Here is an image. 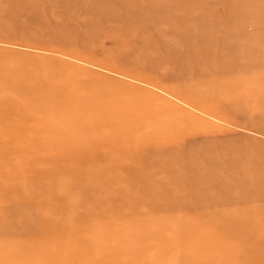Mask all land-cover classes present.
Returning a JSON list of instances; mask_svg holds the SVG:
<instances>
[{
	"label": "rangeland",
	"instance_id": "1",
	"mask_svg": "<svg viewBox=\"0 0 264 264\" xmlns=\"http://www.w3.org/2000/svg\"><path fill=\"white\" fill-rule=\"evenodd\" d=\"M30 182L0 264H264V0H0V185Z\"/></svg>",
	"mask_w": 264,
	"mask_h": 264
},
{
	"label": "bare ground",
	"instance_id": "2",
	"mask_svg": "<svg viewBox=\"0 0 264 264\" xmlns=\"http://www.w3.org/2000/svg\"><path fill=\"white\" fill-rule=\"evenodd\" d=\"M14 154H15V152H14ZM17 163V162H16ZM83 163L84 162H81V163H78L77 165H82V169L81 170H84L85 169V166L83 165ZM63 174H65V175H68L69 177L70 176H72V178H73V180L77 183V181L75 180V178H76V176L75 175H73V174H66V172H61V173H59V175H63ZM38 176H40L41 178H47V179H50L53 175H47V174H45V173H38ZM27 177H29V176H26V177H15L16 178V180L15 181H17V182H19L20 183V185L21 184H25V183H27V182H29V179L27 178ZM65 178V180H64V182H62V183H56V185H54L55 186V192H56V194H58L59 192H61V190L64 188V189H66V188H68V187H70L69 188V190L71 189V187H75L76 185L73 183V185L72 186H70L68 183H67V180H66V176L64 177ZM71 178V177H70ZM21 181H23V182H21ZM31 181V180H30ZM16 183V182H15ZM15 183H13L14 184V187H11V188H7V186L5 185V186H3V185H0V196H2V195H8L7 196V198L5 199V200H14V198H12V196L13 195H16V194H21V193H23V192H27L28 193V195H32L33 193H34V190H35V186L34 185H31L32 183L30 182L29 183V185L26 187V188H20V187H17V186H15ZM123 183H125V182H123ZM127 183H129V184H132L133 182H130L129 180H128V182ZM13 184H11V185H13ZM79 185V184H78ZM90 189H88V188H86L85 189V193H87V194H90L91 193V190L89 191ZM117 191V190H116ZM90 192V193H89ZM4 200V199H3ZM73 201H75V196H71V198L69 199V202L71 203V204H73L72 202ZM74 204H76V203H74ZM40 218H42L41 216H43V214L41 213L40 215ZM5 224H0V228H2L3 226H4ZM7 243V242H6ZM8 246H10V245H4V244H1L0 245V248H5V247H8ZM5 251H2V250H0V255L2 256V257H7V255L4 253ZM5 264V263H4Z\"/></svg>",
	"mask_w": 264,
	"mask_h": 264
}]
</instances>
